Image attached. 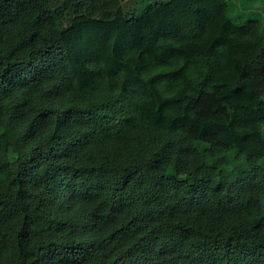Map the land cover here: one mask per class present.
Returning a JSON list of instances; mask_svg holds the SVG:
<instances>
[{"label": "trees", "instance_id": "obj_1", "mask_svg": "<svg viewBox=\"0 0 264 264\" xmlns=\"http://www.w3.org/2000/svg\"><path fill=\"white\" fill-rule=\"evenodd\" d=\"M0 15L19 39L5 59L28 52L27 44L41 62L55 58L59 77L46 82L47 91L27 93L20 74L9 79L4 68L0 197L27 196L24 165L34 173L42 167L27 151V119L36 113L35 123L63 108L92 113L97 129L117 136L131 130L152 143L162 141L161 151L167 150L144 177V195L129 188L121 213H127L126 222L119 228L129 229L125 264H169L175 251L156 242L173 227L166 221L184 201L261 203L264 35L258 22L235 24L229 0H168L130 18L122 0H3ZM54 123L59 128V118ZM261 249L264 244L240 245L228 237L219 247H206L201 264H264Z\"/></svg>", "mask_w": 264, "mask_h": 264}, {"label": "clouds", "instance_id": "obj_2", "mask_svg": "<svg viewBox=\"0 0 264 264\" xmlns=\"http://www.w3.org/2000/svg\"><path fill=\"white\" fill-rule=\"evenodd\" d=\"M244 2L264 9V0ZM259 18L264 24V15ZM244 23L239 21L238 26ZM18 42L0 15V89L7 86L4 68H8L9 79L20 74L25 92L47 91V81H59L57 61L51 57L41 62L39 55L30 56L36 50L27 44L28 52L6 60L8 49ZM36 115L27 119L32 137L27 151L42 167L34 173L31 164L24 165L27 196L0 197V264H125L130 245L125 239L129 229L119 231L127 217V213L121 216L123 206L132 194L130 187L138 189L135 195H144V177L167 155V150L161 151L163 142L152 143L147 135H134L131 130L117 136L97 129L93 126L97 117L88 112L53 108L47 118L41 116L32 123ZM223 199L184 201L176 216L166 221L173 227H166V235L156 244L175 251L168 257L169 264H201L205 248L214 243L219 247V241L228 237L240 245L264 244V197L259 205L239 198L221 204ZM250 217L254 218L251 222ZM184 228L193 231L182 232ZM145 243H152V238Z\"/></svg>", "mask_w": 264, "mask_h": 264}, {"label": "rangeland", "instance_id": "obj_3", "mask_svg": "<svg viewBox=\"0 0 264 264\" xmlns=\"http://www.w3.org/2000/svg\"><path fill=\"white\" fill-rule=\"evenodd\" d=\"M166 1L168 0H130L129 3H122V8L124 15L130 18L140 14L150 5ZM229 13L235 24L246 20V23L258 22L261 28H264V24L259 18L264 15V9L253 7L250 3H245L244 0H229ZM262 34L264 35V31Z\"/></svg>", "mask_w": 264, "mask_h": 264}]
</instances>
